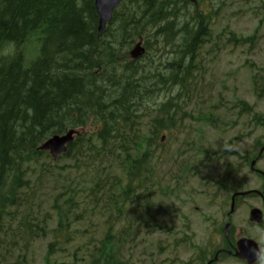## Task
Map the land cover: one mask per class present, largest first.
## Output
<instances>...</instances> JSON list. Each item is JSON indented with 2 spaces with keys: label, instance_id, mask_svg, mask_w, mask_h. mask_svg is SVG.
Segmentation results:
<instances>
[{
  "label": "trees",
  "instance_id": "1",
  "mask_svg": "<svg viewBox=\"0 0 264 264\" xmlns=\"http://www.w3.org/2000/svg\"><path fill=\"white\" fill-rule=\"evenodd\" d=\"M121 6L99 35L95 0H0V242L14 222L23 238L46 233L24 213L39 204L51 171L52 160L38 151L49 136L94 127L62 156L80 162L76 170L85 173L63 180L59 196H67L68 207L58 199L55 207L64 220H79L77 187L87 174L97 175L88 181L94 188L106 177L110 192L119 186L131 196L150 173L158 134L176 124L178 98L155 103L153 118L150 101L157 89L186 87L211 17L191 0H123ZM140 37L149 53L131 60L129 48ZM166 50L163 62L158 52ZM50 176L57 179L54 167ZM113 236L94 246L89 264L118 263ZM58 242L49 244L47 264H54Z\"/></svg>",
  "mask_w": 264,
  "mask_h": 264
},
{
  "label": "rangeland",
  "instance_id": "2",
  "mask_svg": "<svg viewBox=\"0 0 264 264\" xmlns=\"http://www.w3.org/2000/svg\"><path fill=\"white\" fill-rule=\"evenodd\" d=\"M200 5L212 15L211 34L198 54L200 62L191 84L180 96L188 102L185 126L171 130L156 153V178L142 187L144 194L138 202L120 212L112 198L91 200L94 197L85 196L84 219L71 224L70 240L52 257L55 263L89 264L95 239L112 221L118 223L120 233L118 264H207L222 241L218 231L229 219L232 195L264 187L263 177L250 173L246 157L256 139L264 141V129L255 128L252 114L245 113L240 102L264 113V96L259 95L264 76V0H202ZM54 164L55 172L61 174L56 180L50 175L44 179L39 204L24 213L32 214L40 224L47 219V236L18 245L8 243L2 248L0 264H20L16 261L20 253L28 259L24 264L46 263L58 224L55 201L64 203L67 196H59L63 180L76 176L73 161L60 159ZM256 168L264 171V156ZM253 207L264 211L263 201L254 196L237 200L231 215L234 237L260 242L263 258L259 264H264V224L249 222ZM153 218L154 227L148 224ZM203 250L208 257L202 256ZM214 264L244 263L222 258Z\"/></svg>",
  "mask_w": 264,
  "mask_h": 264
},
{
  "label": "water",
  "instance_id": "3",
  "mask_svg": "<svg viewBox=\"0 0 264 264\" xmlns=\"http://www.w3.org/2000/svg\"><path fill=\"white\" fill-rule=\"evenodd\" d=\"M121 0H96V9L99 14V27L98 30L102 33L107 23L112 19L113 11L119 5ZM144 49L140 47V44L132 51L133 57L142 55ZM73 131H70L63 137L55 136L48 140L41 148L49 149L54 155L59 154L65 150V144L72 140ZM252 219L258 222L262 220V213L260 210H254L252 212ZM241 252L239 255L243 258H247L250 262H254L259 256V248L253 241L243 240L240 244Z\"/></svg>",
  "mask_w": 264,
  "mask_h": 264
}]
</instances>
